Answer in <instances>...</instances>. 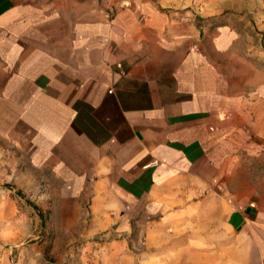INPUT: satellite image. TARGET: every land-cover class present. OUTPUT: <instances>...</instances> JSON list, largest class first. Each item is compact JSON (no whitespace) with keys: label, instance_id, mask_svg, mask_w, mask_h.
<instances>
[{"label":"crops","instance_id":"obj_1","mask_svg":"<svg viewBox=\"0 0 264 264\" xmlns=\"http://www.w3.org/2000/svg\"><path fill=\"white\" fill-rule=\"evenodd\" d=\"M200 26L153 0H0V146L76 234L264 264V167L250 182L230 138L264 130V89Z\"/></svg>","mask_w":264,"mask_h":264},{"label":"rangeland","instance_id":"obj_2","mask_svg":"<svg viewBox=\"0 0 264 264\" xmlns=\"http://www.w3.org/2000/svg\"><path fill=\"white\" fill-rule=\"evenodd\" d=\"M153 1L169 14L191 18L209 37L222 38L227 74L242 80L243 89H264V0ZM230 138L241 154L245 150L240 165L248 180H255L256 170L264 167V130L231 132ZM0 151V264H156L145 232L68 230L49 203L48 190L33 189L29 161L16 167L1 146ZM191 233L187 229L186 237Z\"/></svg>","mask_w":264,"mask_h":264},{"label":"built area","instance_id":"obj_3","mask_svg":"<svg viewBox=\"0 0 264 264\" xmlns=\"http://www.w3.org/2000/svg\"><path fill=\"white\" fill-rule=\"evenodd\" d=\"M118 65H119V66H122V65H121V62H118Z\"/></svg>","mask_w":264,"mask_h":264}]
</instances>
